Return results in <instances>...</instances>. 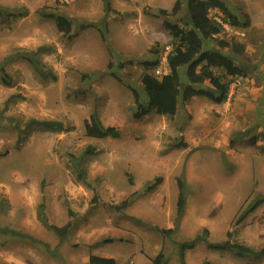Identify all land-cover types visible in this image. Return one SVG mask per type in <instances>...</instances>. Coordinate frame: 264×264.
<instances>
[{
	"label": "rangeland",
	"instance_id": "rangeland-1",
	"mask_svg": "<svg viewBox=\"0 0 264 264\" xmlns=\"http://www.w3.org/2000/svg\"><path fill=\"white\" fill-rule=\"evenodd\" d=\"M174 1L0 0L26 9L13 18L0 14L6 71H0V226L32 237L0 231L1 263L88 264L96 254L115 264H151L162 252L166 264H181L179 243L204 228L211 241L232 231V240L264 247V202L236 221L264 194V0H223L242 21L246 13L249 24H224L220 34L245 47L242 74L214 68L229 82L222 102L194 94L179 99L173 114L135 118L132 88L146 102L138 80L144 64L158 59L148 67L155 77L168 71L173 38L159 9L181 26L188 21L185 0L177 13ZM42 10L66 16L71 30H58ZM216 11L210 14L217 17ZM23 52L53 76H42ZM93 112L116 133L87 136L83 121ZM31 118L73 128L26 126ZM133 192V201L118 208ZM49 225L64 227V234ZM168 228L173 231H161ZM184 258L186 264H264V256L212 250L203 240Z\"/></svg>",
	"mask_w": 264,
	"mask_h": 264
},
{
	"label": "trees",
	"instance_id": "trees-1",
	"mask_svg": "<svg viewBox=\"0 0 264 264\" xmlns=\"http://www.w3.org/2000/svg\"><path fill=\"white\" fill-rule=\"evenodd\" d=\"M188 21L185 26L172 22L165 18L167 10L159 9V14L163 16V25L173 38L171 49L166 55L168 71L160 77H155L148 72V67L158 63V59L148 61L144 64V71L139 76V82L142 84L146 95V102H142L140 93L132 88V94L135 102L133 116L139 118L151 111L159 114H173L177 110L179 99L183 101L194 94L204 95L215 102H222L229 90V82L223 80L220 74H217L214 68L224 70L228 76L242 74V63L239 57L243 55L245 47L241 42L234 39H225L220 36L224 29V24L232 26L249 24V16L243 13V21L234 14L226 2L223 0H185ZM109 8L108 3L106 4ZM181 7V0H175L171 12L177 13ZM211 10H217L214 17L210 14ZM25 8L11 9L0 6V14L8 18H13L16 13L23 15ZM45 17L54 18L58 30L68 33L71 30L70 20L61 14L54 12L41 11ZM218 18V19H217ZM229 49L231 52L226 51ZM29 62L39 71L42 76L52 75L44 69L40 60L33 56L32 52L21 53ZM3 76L6 71L0 67ZM37 126L47 130H71V122L57 119H37L31 118L26 126ZM85 134L90 137L104 138L116 133V128L111 125H104L98 115L93 112L83 121ZM20 139V137H19ZM90 148V147H89ZM83 174V173H81ZM159 178L149 182L145 190L152 189L158 184ZM180 189L177 201V214L181 215L184 208V193L182 190V181L178 178ZM136 192L131 193L123 199L118 208L127 207L134 199ZM264 202V194L258 195L242 211L237 222L242 221L247 214L254 210L259 204ZM56 233H62L64 227L49 225ZM0 231L13 236L32 238L31 235L21 231L0 226ZM162 232H171L172 228L161 229ZM232 231H227L226 237L220 241H211L208 239V230L204 228L201 233H197L192 239L181 241L179 243V258L181 264H186L184 252L191 248L198 240L205 241L207 247L212 250L231 251L240 257L261 258L264 256V247L253 248L231 239ZM0 264H4L1 263ZM88 264H115L112 257L90 254ZM151 264H166L164 255L159 252L152 260Z\"/></svg>",
	"mask_w": 264,
	"mask_h": 264
}]
</instances>
